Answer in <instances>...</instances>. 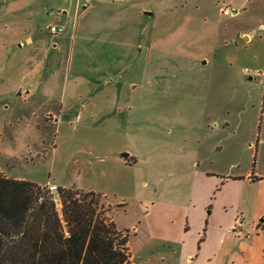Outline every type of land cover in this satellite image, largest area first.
<instances>
[{"label":"rangeland","instance_id":"374dc122","mask_svg":"<svg viewBox=\"0 0 264 264\" xmlns=\"http://www.w3.org/2000/svg\"><path fill=\"white\" fill-rule=\"evenodd\" d=\"M42 1L23 15L1 14L0 0L2 177L47 189L61 172L63 185L96 194L117 227L140 228L142 235L129 239L135 251L144 244L137 217L146 193L182 189L179 168L196 161L202 171L224 176L256 170L264 151V0L96 3L85 17L71 13L68 22L57 11L70 0ZM51 6L68 24V35L47 36L45 27L54 22L45 11ZM224 8L234 15L223 17ZM41 30L48 39L28 46L24 31ZM243 33L251 40L245 42ZM48 40L56 48L47 69L37 70ZM47 78L51 85L35 86ZM72 80L88 86L71 93ZM26 85L66 101L70 110L62 122L56 126L57 118L36 109L35 115L22 111L18 91L29 90ZM59 128L77 129L74 139L84 143L58 146L54 161ZM123 153L134 156L132 166L123 165ZM103 190L110 196L100 195Z\"/></svg>","mask_w":264,"mask_h":264},{"label":"crops","instance_id":"0c3cea01","mask_svg":"<svg viewBox=\"0 0 264 264\" xmlns=\"http://www.w3.org/2000/svg\"><path fill=\"white\" fill-rule=\"evenodd\" d=\"M11 1L5 0L2 3V5L5 4L2 6L5 10L1 14L7 11L11 14L22 12L25 15L30 11L29 8L34 7L36 2L39 3L42 0ZM70 1L67 4L63 3L57 11L58 15L62 14L67 22L71 18V13L74 18L78 15L82 18L95 9L96 3H114L112 0ZM127 1L124 2V5ZM51 7V9L47 8L45 12L48 17L53 19L54 23L48 24L45 29L47 30L50 26L62 27L64 29L62 35H68V24L59 19L55 15L56 11L53 6ZM145 15L152 17L151 13L145 12ZM74 29L72 27V31L69 32L70 36ZM45 34L42 30L35 34L24 31L22 36H24L23 39L28 46L35 47L36 44L48 39ZM47 36L59 37L49 34L48 31ZM242 36H244L245 42L251 40V36L247 33H243ZM48 42L49 49L45 52L43 59L39 61V67H36L37 70L40 67L47 69L48 59H50L48 54L56 48L55 45H50L51 40H48ZM21 45H24V42L19 47ZM51 71L53 70H49V72ZM67 82L68 80L66 85ZM49 84L51 85V81L47 78L37 82L35 86L40 87L43 85L47 87ZM26 86L29 87V90L25 91L23 88H19L18 91V96L25 105V109H22V111L35 115L36 109V112L42 115L48 113L52 114L54 119L57 118L56 126L59 122H62L63 113L70 110L66 105V101L62 103L54 101L50 98L48 92L44 91L39 94L38 88L35 89L33 85ZM87 86L88 82L72 80L69 90L71 93H75L77 90L75 88H79L82 93ZM21 93L23 94L21 95ZM31 97L32 106L29 107L30 102H27L26 99ZM78 118L79 112L76 115V119ZM76 131L77 129L60 132V128L55 131L56 141L53 142L54 147L51 154L54 161L58 159V146L84 143L83 138L74 139L73 134ZM262 145L264 146L263 140ZM60 154L59 161L63 159L64 155L62 152ZM123 154L120 155L124 160V164L123 162L122 164L132 166L130 162H135L134 156L129 153ZM256 167L254 172L248 171L244 176H224L213 171L212 173L202 171L200 164L196 165V161H193L191 165L187 164L185 168H179L178 174H184L181 178L184 182L182 189L177 191L154 189L147 192L144 197L143 209L139 212L140 216L137 217L141 221L143 220V247L135 251L129 247L131 234L137 236L141 232L137 225H132L129 229L128 227L122 228L116 225L118 231L129 230L128 249L131 263L138 264L137 260L140 263L141 260L146 258L145 263L143 261L141 264H264V151L257 159ZM54 178L59 181H50ZM62 178L60 172L58 176L52 175L48 181L55 183L58 187L69 188L61 183ZM179 184H181V181ZM147 185L145 183V187ZM99 193L102 196H110L108 191ZM131 194L136 196L137 193L132 192ZM131 198L134 199L133 196ZM121 204L123 205V203ZM239 215L243 219L241 231L237 234L228 233L227 229Z\"/></svg>","mask_w":264,"mask_h":264},{"label":"trees","instance_id":"16d2710c","mask_svg":"<svg viewBox=\"0 0 264 264\" xmlns=\"http://www.w3.org/2000/svg\"><path fill=\"white\" fill-rule=\"evenodd\" d=\"M255 163H253V167ZM0 175V264H132L127 231H118L98 196Z\"/></svg>","mask_w":264,"mask_h":264},{"label":"built area","instance_id":"2783aa9c","mask_svg":"<svg viewBox=\"0 0 264 264\" xmlns=\"http://www.w3.org/2000/svg\"><path fill=\"white\" fill-rule=\"evenodd\" d=\"M125 1L126 0H112V2L114 3H122ZM221 14L223 16H233L234 12L230 11L227 8H224L221 10ZM47 31L49 32V34L53 36L61 35L64 33V29L58 26H50L47 28ZM58 188L59 187L56 185H49L47 187L50 193H56L58 191ZM242 227H243V219H242V216L239 215L235 218L233 224L227 229V232L231 234H237L241 231Z\"/></svg>","mask_w":264,"mask_h":264}]
</instances>
